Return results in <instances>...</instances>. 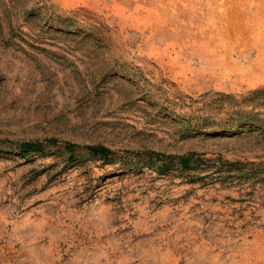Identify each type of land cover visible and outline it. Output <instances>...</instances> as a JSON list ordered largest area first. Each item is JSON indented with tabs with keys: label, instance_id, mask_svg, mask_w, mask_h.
Segmentation results:
<instances>
[{
	"label": "rangeland",
	"instance_id": "obj_1",
	"mask_svg": "<svg viewBox=\"0 0 264 264\" xmlns=\"http://www.w3.org/2000/svg\"><path fill=\"white\" fill-rule=\"evenodd\" d=\"M0 264H264V0H0Z\"/></svg>",
	"mask_w": 264,
	"mask_h": 264
},
{
	"label": "trees",
	"instance_id": "obj_2",
	"mask_svg": "<svg viewBox=\"0 0 264 264\" xmlns=\"http://www.w3.org/2000/svg\"><path fill=\"white\" fill-rule=\"evenodd\" d=\"M34 149L35 146L32 145L30 146V144H24L21 149L22 150H27V149ZM91 152H93L94 154H97V155H101V156H104V157H107L110 155V150L104 148V147H89L88 148ZM191 156L189 157H181L179 158L180 159V162L184 165L188 164L189 163V159H190Z\"/></svg>",
	"mask_w": 264,
	"mask_h": 264
}]
</instances>
